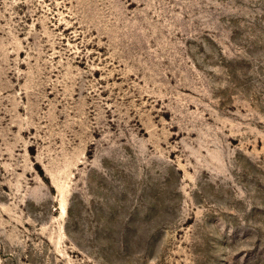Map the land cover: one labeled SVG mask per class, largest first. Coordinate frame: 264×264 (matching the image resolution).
Wrapping results in <instances>:
<instances>
[{"label": "rangeland", "instance_id": "obj_1", "mask_svg": "<svg viewBox=\"0 0 264 264\" xmlns=\"http://www.w3.org/2000/svg\"><path fill=\"white\" fill-rule=\"evenodd\" d=\"M0 264H264V0H0Z\"/></svg>", "mask_w": 264, "mask_h": 264}]
</instances>
